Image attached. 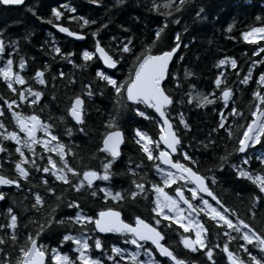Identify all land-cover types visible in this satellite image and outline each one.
Returning a JSON list of instances; mask_svg holds the SVG:
<instances>
[{
    "label": "snow or ice",
    "instance_id": "obj_1",
    "mask_svg": "<svg viewBox=\"0 0 264 264\" xmlns=\"http://www.w3.org/2000/svg\"><path fill=\"white\" fill-rule=\"evenodd\" d=\"M90 2L98 4L101 0ZM22 3L23 0H0V5L5 6ZM122 4L124 0H114V4L109 7ZM62 7L69 13L75 12L68 4ZM161 9H164L161 12L164 19L151 30L149 37L141 36L138 40L135 35L127 34L131 31L129 27L121 24L118 28L124 35L110 36L108 49L97 39L98 33L107 28V23L100 24L99 28L90 31L93 51L82 50L79 53L82 61L80 64L74 63V54L62 51L53 38L47 52L53 59L59 56L74 68L84 70L94 58H98L106 68L95 69L94 81L100 83L98 90L93 87L94 81L82 84L81 90L74 96L66 97L69 105L62 109V114L49 116L47 119H42L35 110L37 102L44 94L41 90L32 86L20 89L14 87L25 85V77L21 75V71L14 70V63L17 69L23 70L26 59L20 56L18 62H14L12 53H18V41H6L2 35L3 30L0 29V54L7 56L3 66H0V80L6 84L7 89L16 94L14 99H4L6 109L0 107V118L4 117L7 111L10 113L11 124L15 126V130H9V126L0 119V152H7L2 146L4 141H13L14 152L19 157L14 161L13 176L3 174L0 169V185L24 188L22 182L29 181L30 171L35 169L38 175L43 173L49 177L45 179L44 175H40V183L43 185L45 196L51 197L46 204L45 197L32 190L35 186L29 184L28 188L24 189L34 197L31 203L34 215L29 216L24 224L26 235L22 243L18 237L17 214L11 206L6 209V223H0V229L5 230V235L11 240L12 249L16 253L14 264H47L45 257L49 251L53 264H196L195 261L179 258L173 251L172 243L166 241L165 237L173 230L174 225L178 226V243L191 252L203 250V256L212 264H216L213 257L214 248H221L219 243H212L213 239H223L221 250L226 255L228 264H264V228L257 231L241 218L235 208L227 206L213 190L220 183L218 174L228 169L235 178L246 179L255 186L256 191L252 193L250 206L247 208L249 219H255L257 205L264 204V90H261L264 88V71H259L258 76L253 77V69L257 65L264 67V45L256 46L252 55L261 53L260 57L247 65V72L238 80L239 84L246 85L254 78L260 86L251 92L253 99L247 113L237 110L234 103L229 106L233 95V88L230 86H224L219 96H216L215 90L205 93L188 84V92L176 99L166 85L174 82L175 87L180 88L194 73L185 67L181 77L178 71H173L172 64H181L186 51L197 39L196 35L189 37V27L207 21L208 17L202 0H163V4L153 0L150 4V11L160 12ZM29 10L32 11L31 8ZM185 12L190 13L189 21L179 31L169 34L172 25L179 27V21ZM33 15H36L35 11ZM62 15L57 7H52L49 18L45 20L37 16V19L52 25L69 37L83 39L84 33L70 30L61 23H54L60 21ZM254 19L260 23L242 31L240 36L256 45L257 41L264 42V15L258 14ZM67 20L80 22L81 29L96 23L84 16L69 15ZM232 28L233 23H229L225 31ZM30 35L31 32L28 31L22 39L28 41ZM49 35L51 36V33ZM165 39L168 40L167 44H164ZM6 44L12 48V52L7 51ZM41 47L43 48V45ZM226 64L237 68V60L232 57L225 56L217 61L218 67ZM124 66H127L126 73L123 71ZM49 71L50 65L45 62L42 68L34 71L31 79L37 85H46L45 76ZM118 71L119 76L116 75ZM65 75L61 71L50 78L55 81L57 77L64 78ZM236 75H241L239 70ZM222 76L223 73H220L215 77L214 84L217 89L223 84ZM73 83L75 81L68 77V84ZM97 91L101 95L105 91L110 93L113 108L104 121L105 131L101 133L99 147L90 157L99 160L98 169L84 165L81 170L72 166L66 157L73 158L79 165L81 158L74 151L71 137L73 131L87 135L84 127V98L91 99ZM185 98L188 105L195 102L196 107L212 106L214 112H217V103L223 102V106L218 109L215 127L202 140L196 137L188 139L190 125L184 113L172 116V111L175 107L183 105ZM14 105H26L33 111L25 113L13 110ZM148 110L154 113L153 117L148 116ZM128 112L145 120L154 119L159 129L156 139L139 127L133 129L134 143L146 157L149 166L147 172L143 170L146 166L143 160L133 166L131 158L124 170L115 173L112 171L121 156L123 133L120 130V121ZM69 119L75 123L62 128L63 135L69 138L65 143L58 135L57 127L66 124ZM220 133L224 135L220 136ZM217 139L223 143L217 144ZM193 144L202 150L200 155L204 157L205 162L210 156L211 163L207 167H200L201 160L190 150ZM37 146L40 151H37ZM257 147L261 149L259 155L256 154ZM53 153L58 160L53 159ZM249 153L255 156L258 164L255 170L250 169L252 156ZM150 174L154 179H149ZM115 176L129 177V187L114 190V187L102 183L110 182ZM55 182H61V191H57ZM69 191L74 195L85 192L86 196L93 199L100 198L102 194L103 200L112 205L123 204L125 201H150L146 210L150 213L151 222L140 215H132L126 221L122 218L121 211L114 206L102 207L89 214L81 206L79 199L68 197ZM6 198V193L0 191V200ZM61 208L70 210L74 215H62ZM28 211L26 205L23 213ZM35 213L39 215L36 216ZM207 222L215 226V234L209 232L205 226ZM180 229L183 231L180 232ZM49 233H63L58 236L59 244L68 242L73 255L70 257L68 253L59 250V244L51 248L41 244L42 234ZM100 234L117 236L114 242L109 243ZM121 238L124 247L118 244ZM230 242L236 245L234 251L229 250ZM4 243V237L0 236V244ZM129 245L134 246V250H129ZM94 250L100 255H93ZM0 264H10L9 252L2 248Z\"/></svg>",
    "mask_w": 264,
    "mask_h": 264
},
{
    "label": "trees",
    "instance_id": "obj_2",
    "mask_svg": "<svg viewBox=\"0 0 264 264\" xmlns=\"http://www.w3.org/2000/svg\"><path fill=\"white\" fill-rule=\"evenodd\" d=\"M152 2L153 0H124V4L120 6L109 7L114 4V0H101L98 4H92L90 0H27L25 4L17 8L3 7L0 5V29L3 30L4 34L10 36V38L12 36L10 40L16 39L18 41V53H14L16 57L19 59L20 56H23L26 59V66L23 70L25 83L27 86H32L44 93L41 100L37 102L35 108L37 113H39L43 119H47L49 116H60L62 114V109L69 105V101L66 97L74 96L81 90L82 84H88L90 81H94V72L97 67L104 70L98 58H94L84 70L74 68L72 64L60 59L59 56H56V58L53 59L51 56L47 55L49 44L52 39H55L57 46H59L62 51L72 52L74 54V63L80 64L82 61L79 53L84 49H88L89 51L93 50V40L89 35L90 31L96 30L102 23H107V28L102 29L98 33L97 39L101 41L106 49L109 47L110 36L124 35L122 30L118 28V25L121 24L129 27L131 31L127 34L135 35L138 40L141 36L145 38L149 37L151 30L164 19L161 15V12L164 11V9H161L160 12L149 10ZM156 2L158 4H163V0H156ZM202 3L205 7V14L208 19L205 22L189 27V37L191 35H196L197 39L186 51L184 61L179 65L175 63L172 64L173 71H178L181 77H183L185 67L189 68L194 75L189 77L180 88L175 87L174 82H170L166 87L171 90L176 99H180L182 94L188 92V84L194 85L197 90L205 93L213 92V90H215L214 94L216 96H219V92L224 86H230L233 88V95L230 98L229 106L234 103L237 110L247 113L250 107V101L253 99L251 97V92L260 86L256 84L254 78L250 79L246 85L239 84L238 80L242 79V74L247 72V65L252 60L260 57L261 53L253 56L252 52L255 51L258 44L256 43V45H254L245 41L241 38L240 33L247 28L260 23L254 18L258 14L264 15V0H202ZM64 4H68L71 8L75 9V12L69 13L68 10L64 8L60 21L55 22L69 27L70 30L84 33V39L81 41L55 33L53 29L49 28L51 27L50 24L37 19V16H39L46 20L49 18V10L52 7L55 5H58L59 7V5ZM30 8L32 11L29 10ZM33 11H35L36 15H33ZM69 15L77 17L84 16L86 19L96 21V23L93 25H86L81 29L79 27L80 22L67 20V16ZM189 17L190 13H183L182 19L179 21V27L177 25H172L169 34L179 31L180 28L189 21ZM213 17H215V20H213ZM229 23H233V28L226 32L225 28ZM28 31L31 32V35L29 40L25 41L22 37ZM49 33H51V36ZM45 41H48L49 43H45ZM167 43L168 40L165 39L164 44ZM42 45L43 48L41 47ZM181 51H183V49H181ZM10 52H12V48L10 49ZM262 52H264V47H262ZM225 56H230L236 59L237 68L234 69L228 64L218 67L217 61ZM45 62L50 65V71L46 73L45 76L47 81L46 85H37L31 77L33 76L34 71L37 68H42ZM237 70L241 73L239 77L236 75ZM61 71L66 74L64 78L57 77L55 81L51 80L50 77L52 75ZM123 71L125 73L127 72V66H124ZM259 71H264V67L257 65L253 69V77L258 76ZM220 73H223V84L217 89L214 80ZM116 75H120L119 71ZM68 77H71L75 83L68 84ZM120 78H122V76ZM93 87L98 90L100 88V83L94 81ZM261 90H264V88ZM14 98H16V94L7 89L6 84L0 80V104L3 108L6 109L4 99L11 100ZM84 99L86 113L84 127L87 135L78 131H73L71 137V142L75 146L74 151L78 153L81 158L80 163L77 165L71 157H66V159L69 160V163L72 166L79 167L81 170L84 165L98 169L99 160L90 159V157H92V154L96 152L99 147L101 133L105 131L104 121L108 118V114L112 110L113 104L111 95L107 91H105L103 95L97 91L91 99ZM45 105H47V107H45ZM221 106H223L222 101L217 103V112H214L212 106L196 107L195 102H193L192 105H188L185 98V103L181 106L175 107L172 111V116L175 117L176 113H184L185 119L190 125V131L187 133L188 139L191 140L192 137H196V139L202 140L208 135L210 130L215 127L218 119V109ZM141 107L143 108V106ZM13 108L27 113L33 111V109L28 108L26 105H19V107L13 106ZM40 109H43V111H40ZM8 114L9 113L5 111L4 117H8ZM147 114L149 117L154 116V113L151 110H148ZM4 117L1 119H3L5 124L11 128L12 124L10 118L8 117V120L6 121ZM237 123H239V121H237ZM73 124V121L69 119L66 124L57 127V133L65 143L68 142L69 138L63 135L62 128L70 127ZM119 126L123 132L124 141L121 145V156L118 158V161L115 162L112 171L115 173L124 170L129 158H131L133 166L143 160L146 165L143 170L145 172L149 171L146 157L139 152L138 146L134 143L133 129L139 127L141 130L147 131L153 138H156L159 129L157 128L154 119L145 120L142 117L136 116L134 113L128 112L121 118ZM223 135V133H220V136ZM216 142L217 144L223 143L220 139H217ZM4 148L7 149V152H2L0 160L6 166H9V163H13L19 157L18 154L14 152L15 148L12 143H7L6 141ZM190 150L201 160V168L207 167L208 164L211 163L210 156L208 161L205 162L204 157L200 155L202 150L198 149L195 144L192 145ZM220 150H222V148ZM37 151L40 150L37 149ZM260 151L261 149L257 147L256 154L259 155ZM250 156H252V154ZM5 161H9V163ZM236 162L239 163V161ZM257 168L258 164L255 156H252L250 169L255 170ZM2 170L3 174H7L5 169ZM40 175H44L45 179H49L47 174L41 173L38 175L36 170L32 169L30 171L29 181L22 182L24 188L18 189L11 186L10 189L5 192L7 198L0 202V222L6 223V209L9 206H11L13 211L17 214V231L21 243L23 242L24 235H26L24 224L29 216L34 215L31 210V203L34 200V197L24 189L28 188L29 184L33 185L35 187L32 190L37 191L44 196L46 204L51 200L50 196H45L43 185L40 183ZM129 179L130 178L127 176H115L110 182H107V184L110 187H114V190L115 188H127L129 187ZM149 179H154L153 175L150 174ZM218 179L220 180V183L213 189L216 194L226 202L227 206L235 208L241 218L249 222L257 231H261L262 228H264V204L257 205L255 219H249V213L247 212V208L250 206L251 195L256 191L255 186L246 179L235 178L228 169H224L222 174H218ZM55 187L57 191H61L63 186L61 182H55ZM67 195L69 198L79 199L81 206L89 214H92L94 211L102 207L114 206L121 211L122 218L127 221L132 215H140L142 218L151 221L150 213L146 210L147 206L151 203L150 201H125L123 204L112 205L104 201L102 195L98 199L86 196L85 192H80L78 195H74L69 191ZM13 201L15 203H13ZM26 205L28 206L29 211L23 213ZM61 213L64 216L74 215L73 212L66 208H61ZM35 215L38 216L39 213H35ZM207 224L209 232L215 234V226L212 223ZM177 228L178 226L174 225L173 230L165 237L166 241L172 243L174 253L179 258H183L187 261H195L196 264H212V262L207 263V258L202 254L203 250L188 252L178 243L179 238L176 234ZM179 231L181 232V230ZM62 234L63 233L42 234L43 239L40 243L47 245L49 248L57 246L59 244L58 236ZM233 235H235V233ZM0 236H3L5 239V243L0 244V248L9 252L10 264H14L16 253L12 249L11 240L5 235V230L3 229H0ZM116 236L117 234L101 235V237L106 239L109 243L114 242ZM212 243H219L221 245V248H214L213 257L216 264H226V255L221 250L223 247V239H213ZM68 245L69 243L65 242L64 244H59V247L60 249L65 250ZM235 248L236 245L233 242H230L229 250L234 251ZM46 262L47 264H51L50 253L46 255Z\"/></svg>",
    "mask_w": 264,
    "mask_h": 264
},
{
    "label": "rangeland",
    "instance_id": "obj_3",
    "mask_svg": "<svg viewBox=\"0 0 264 264\" xmlns=\"http://www.w3.org/2000/svg\"><path fill=\"white\" fill-rule=\"evenodd\" d=\"M27 2V1H26ZM25 2V3H26ZM63 5H59V7H58V5H55L54 7H57L58 8V10H60L62 13H63V7H62ZM51 10V9H50ZM50 10H49V15H50ZM55 22V21H54ZM55 23H57V22H55ZM255 26H257V25H255ZM248 29V28H247ZM246 29V30H247ZM245 30V31H246ZM242 38V37H241ZM72 39V38H71ZM258 42H260V43H258ZM258 45H263L264 44V42H262V41H257L256 42ZM8 52H10V50H8ZM258 54V53H257ZM12 56H13V59H15L14 60V62H18V58L16 57V55L14 54V53H12ZM227 57H230V56H227ZM7 59V56H5V55H0V66H3V61L4 60H6ZM14 70H19V71H22V70H20V69H17L16 68V66H15V64H14ZM22 75V74H21ZM14 87H15V85H14ZM21 88H23V87H21ZM15 106V105H14ZM13 110H16V109H14L13 108ZM25 113H27V112H25ZM37 114H39V113H37ZM40 115V114H39ZM8 117L10 118V113L8 114ZM41 118H43L42 116H41ZM1 119V118H0ZM8 119V118H7ZM9 130H15V126H14V124H13V126H12V129H10L9 128ZM0 131H2V130H0ZM39 134V133H38ZM22 135V134H21ZM153 139H156V138H153ZM123 141H124V139H123ZM252 153H249V155H251ZM105 186H108V184H107V182H102ZM94 184H95V182H94ZM171 194V193H170ZM102 195V194H101ZM1 202V201H0ZM149 221V220H148ZM149 222H151V221H149ZM0 223H2V222H0ZM176 226V225H175ZM183 230L181 229V232H182ZM234 234V233H233ZM119 246H121V247H124V242H123V239L121 238L120 240H119ZM129 247V250H134V246H131V245H129L128 246ZM59 250H61V251H63V252H66V253H68L69 254V256L71 257L72 255H73V253L70 251V244L66 247V249L65 250H62V249H60V247H59ZM188 252H191L190 250H187ZM49 253H50V251H49ZM93 255H100L96 250H94L93 251ZM225 261H226V264H228V261H227V257H226V259H225ZM50 262H51V264H53V262L51 261V253H50ZM207 263H210L209 261L207 262Z\"/></svg>",
    "mask_w": 264,
    "mask_h": 264
},
{
    "label": "flooded vegetation",
    "instance_id": "obj_4",
    "mask_svg": "<svg viewBox=\"0 0 264 264\" xmlns=\"http://www.w3.org/2000/svg\"><path fill=\"white\" fill-rule=\"evenodd\" d=\"M27 0H23V3L21 4V5H23V4H25V2H26ZM33 3V2H32ZM31 3V4H32ZM21 5H8V6H3V7H14V8H17V7H20ZM34 5V4H33ZM35 6H36V4H35ZM50 29H52V27H49ZM2 35H3V38L6 40V41H11L10 39L12 38V36H11V38H10V36H7L6 34H4V33H2ZM6 48H7V51L8 50H10L11 49V47L10 46H8L7 44H6ZM0 55H2V54H0ZM0 107H2L3 108V106L0 104ZM7 143H12V145H13V147L15 148V142H13V141H7ZM4 145H6V141H4L3 142V147H4ZM25 153H26V155H27V151L25 150ZM54 154V153H53ZM2 155V152H0V156ZM5 162H7V163H9V161H5ZM10 165L9 166H6L4 163H2V161L0 160V169H5L6 171H7V174L6 175H10V177L11 176H13V174H14V172H13V170H14V162L13 163H9ZM5 171V172H6ZM11 186H13V185H7V186H5V185H2V186H0V191H3V192H6V191H8L9 189H10V187ZM13 187H15V186H13ZM16 188V187H15ZM0 201H2V200H0ZM201 215H203V214H201ZM207 219V218H206ZM205 219V220H206ZM127 221V220H126ZM203 222V221H202ZM207 223H211V222H207ZM205 224V226L207 227L208 226V224ZM11 231V230H10Z\"/></svg>",
    "mask_w": 264,
    "mask_h": 264
},
{
    "label": "water",
    "instance_id": "obj_5",
    "mask_svg": "<svg viewBox=\"0 0 264 264\" xmlns=\"http://www.w3.org/2000/svg\"><path fill=\"white\" fill-rule=\"evenodd\" d=\"M63 26V25H62ZM55 29V31L57 32V33H59V34H61V35H66L67 36V34H65V33H60L59 31H58V29H56V28H54ZM70 38H72V39H75V40H79V41H81V40H83V39H77V38H75V37H70ZM96 56L98 57V54H96ZM100 61V60H99ZM100 63H101V65L104 67V68H106V66L105 65H103V62L102 61H100ZM74 122V121H73ZM75 123V122H74ZM157 137H158V135H157ZM45 259H46V257H45Z\"/></svg>",
    "mask_w": 264,
    "mask_h": 264
}]
</instances>
